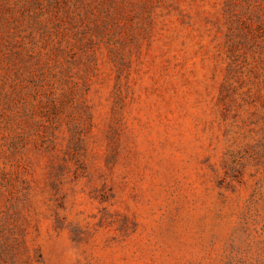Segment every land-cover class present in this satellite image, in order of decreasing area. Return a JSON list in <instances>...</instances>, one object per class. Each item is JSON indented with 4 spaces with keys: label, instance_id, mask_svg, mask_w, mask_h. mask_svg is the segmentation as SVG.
Listing matches in <instances>:
<instances>
[{
    "label": "rangeland",
    "instance_id": "1",
    "mask_svg": "<svg viewBox=\"0 0 264 264\" xmlns=\"http://www.w3.org/2000/svg\"><path fill=\"white\" fill-rule=\"evenodd\" d=\"M0 264H264V0H0Z\"/></svg>",
    "mask_w": 264,
    "mask_h": 264
}]
</instances>
